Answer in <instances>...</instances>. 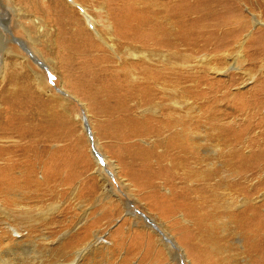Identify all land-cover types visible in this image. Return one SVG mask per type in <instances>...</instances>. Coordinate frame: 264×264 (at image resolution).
<instances>
[{
    "label": "rangeland",
    "instance_id": "rangeland-1",
    "mask_svg": "<svg viewBox=\"0 0 264 264\" xmlns=\"http://www.w3.org/2000/svg\"><path fill=\"white\" fill-rule=\"evenodd\" d=\"M2 24L0 264H264V0H0Z\"/></svg>",
    "mask_w": 264,
    "mask_h": 264
},
{
    "label": "bare ground",
    "instance_id": "bare-ground-1",
    "mask_svg": "<svg viewBox=\"0 0 264 264\" xmlns=\"http://www.w3.org/2000/svg\"><path fill=\"white\" fill-rule=\"evenodd\" d=\"M179 1V0H178ZM72 2V1H71ZM175 4V3H174ZM177 4H179V3H177ZM78 7L82 10V13L83 14H85V12H86V9H85V7H83L82 5L80 6V5H78ZM164 11V10H163ZM167 13V12H166ZM25 15V14H24ZM176 17V16H175ZM179 17V16H178ZM24 18L25 19H28V20H30L33 24H34V26L36 27V28H38V32L39 33H43L44 31L45 32H47V34L48 35H51V36H55V35H57L58 33H59V29L57 30V28L56 29H52V28H50V23L49 22H47V21H45L44 20V26L42 27V25L40 24V22H43V19H42V21H39L38 19H36V16L34 15H31V14H29V15H25L24 16ZM178 19V18H177ZM46 24V25H45ZM1 28H0V50H1V40H2V37H1V34L3 33V30H6L5 29V25L4 24H2L1 26H0ZM2 28H3V30H2ZM96 29V28H95ZM127 29H130V31H135V30H133L132 28H130V27H128ZM22 30L24 31V34L27 36V38L32 42V44H34V47H36V42L38 41V40H35L34 38H33V36H32V32H31V30L29 29V28H27V27H23V25H22ZM42 30V31H41ZM64 31H65V28H64ZM87 31V30H86ZM91 32V31H90ZM94 32H97V31H94ZM54 33V34H53ZM57 33V34H56ZM75 35H77V36H79V37H83V35H85V36H87L86 34H85V32H84V30L80 27V28H78L76 31H75ZM62 34H64L63 32H62ZM61 34V35H62ZM53 36V37H54ZM77 36H75V37H77ZM5 37V36H4ZM101 39V41L103 40V38H102V36L101 37H99V40ZM263 39H264V36H263ZM88 40L90 41V42H92V40L89 38V36H88ZM4 41V40H3ZM27 41V40H26ZM25 42V41H24ZM89 42V43H90ZM3 43V42H2ZM78 43H80V42H78ZM76 44V43H75ZM24 45H25V43H24ZM78 44H76V46H77ZM61 46V45H60ZM66 47H68V48H70V46H69V42H68V44L66 45ZM5 50V49H4ZM34 52H37L39 55H41V56H43V57H45L38 49H36V51L34 50ZM6 54V53H5ZM9 53H7V55H8ZM11 55V54H10ZM37 55V54H36ZM14 56V55H13ZM34 56V55H33ZM5 58V57H4ZM46 58V57H45ZM18 59H24V58H21V57H19ZM47 61H48V63H50V66H53L54 65V62H53V60H50V59H46ZM20 61V60H19ZM23 62V61H22ZM3 63H4V61H3ZM17 98V97H16ZM122 109H123V107H122ZM20 111V110H19ZM16 126V125H15ZM87 128H88V126H87ZM13 133V132H12ZM156 133V132H155ZM39 142H41V141H39ZM35 147V146H34ZM95 153L97 154V151H95ZM98 155V154H97ZM105 160H106V158H105ZM241 214H244V213H241ZM239 215V214H238ZM242 218H247L246 216H241ZM264 218V216H260V215H257L256 216V220H252V221H249L248 219H245V222L246 221H248L246 224V226H248V227H250V225H251V222H255L256 223V225H257V227H258V232H262L263 230L262 229H264V221H262V219ZM233 220H234V222H236L237 223V221H239V219L237 218V217H234L233 218ZM237 220V221H236ZM240 223H241V221H240ZM199 224V223H198ZM201 225H205L204 223H202ZM241 225H243L242 223H241ZM206 226V225H205ZM240 227V226H239ZM261 227V228H260ZM205 228V227H204ZM213 228V227H212ZM209 229V228H208ZM181 230H184L185 231V228H183L182 226H181ZM207 230V229H206ZM211 231V230H210ZM162 232V231H161ZM204 233V232H203ZM188 236V235H187ZM193 239H194V237H193ZM205 239V238H204ZM209 239V238H208ZM49 240V239H48ZM186 243V242H185ZM206 243V242H205ZM191 245H192V243H191ZM199 245V244H198ZM217 246V245H216ZM177 247V246H176ZM189 247H192V246H190L189 245ZM203 247V246H202ZM249 247H252L253 249H254V251L252 252L253 254L255 253V254H257V255H260V256H264V244H262V245H260V244H254L253 246H249ZM193 248H197L198 250L201 248V246L199 245V247L197 246V245H195V247H193ZM251 248V249H252ZM204 249H206V248H204ZM211 249V248H210ZM243 249L245 250L246 248H244V246H243ZM194 250V249H193ZM192 250V251H193ZM196 250V249H195ZM202 250V249H201ZM212 250V249H211ZM186 251L187 250H185V251H183V254H184V257H185V259L187 260V259H189V260H192V257H189V255H187V253H186ZM190 251V250H189ZM246 251V250H245ZM198 252V251H197ZM190 253H191V251H190ZM250 253V252H249ZM201 254V253H200ZM214 254V253H213ZM202 255V254H201ZM207 255V254H206ZM212 256V255H211ZM191 258V259H190ZM200 259V258H199ZM206 260V259H205ZM212 260V259H211ZM188 261V260H187ZM191 262V261H190ZM216 262V261H215ZM224 262V261H223ZM193 264V263H192ZM195 264H198V262L197 263H195ZM203 264V263H202ZM223 264V263H222Z\"/></svg>",
    "mask_w": 264,
    "mask_h": 264
}]
</instances>
